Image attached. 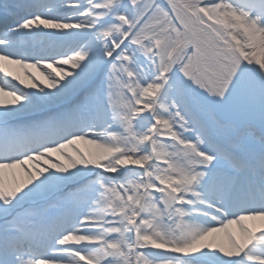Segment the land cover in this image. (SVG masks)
I'll use <instances>...</instances> for the list:
<instances>
[{"label": "snow or ice", "instance_id": "1", "mask_svg": "<svg viewBox=\"0 0 264 264\" xmlns=\"http://www.w3.org/2000/svg\"><path fill=\"white\" fill-rule=\"evenodd\" d=\"M0 264H264V0H0Z\"/></svg>", "mask_w": 264, "mask_h": 264}]
</instances>
